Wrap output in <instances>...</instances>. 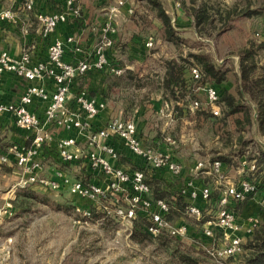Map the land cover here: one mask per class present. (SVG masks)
I'll list each match as a JSON object with an SVG mask.
<instances>
[{"label":"built area","instance_id":"obj_1","mask_svg":"<svg viewBox=\"0 0 264 264\" xmlns=\"http://www.w3.org/2000/svg\"><path fill=\"white\" fill-rule=\"evenodd\" d=\"M133 0H115L107 11L105 21L100 27L99 40L92 55L85 56L76 61H69L65 54L69 48L83 53V48L78 38L69 36L62 40L53 39L47 50V58L34 60L31 51L23 50L20 56H15L6 50L0 52V85L5 72H13L27 80L49 79L54 83V90H49L45 85H30L21 96L19 102H5L2 99L0 86V114L9 112L14 116L18 128L31 133L30 145L12 143L7 152L0 156L3 163H11L19 171L20 177L14 187H26L34 184L53 190H68L82 198L98 202L101 199H113L118 201L119 196L128 200L127 208H119V215L133 220L140 211H146L151 218L148 232L157 237L164 233L173 237H187L190 226L186 222H172L168 218L169 204L163 199H154L151 186L147 182V173L140 168L127 170L118 165L120 152L109 139L120 138L124 144L150 169L168 170L173 176H180L183 172V164L177 159L174 147L178 145L177 138L171 134H165L164 147L145 145L138 134L136 116L129 118H116L107 126L95 129L91 119L97 117L106 107V102L92 96L86 89H81L75 96L80 110L71 108L69 100L72 99V87L77 78L94 70L111 69L116 74H122L124 69L112 65L109 58V49L114 45V34L117 32L115 16L124 7L129 13L134 12ZM24 6L33 10L35 0H24ZM81 16V7L78 0H65V8L51 13H39L37 18L41 24V35L47 39L63 23L72 17ZM14 10L0 3V20H13ZM148 47L154 46V40L150 38L146 43ZM194 79L202 77L198 66L190 68ZM204 90L209 103L212 105L214 115L220 114L219 91L213 85H205ZM39 99L45 104V116L42 119L29 105ZM202 101L195 99L192 104L194 110L202 105ZM168 107V105H166ZM164 109V108H163ZM138 110L136 109L137 113ZM162 114L164 111L162 110ZM50 125L63 126L67 130L74 131L76 135L85 134L87 145L81 147L77 136L60 137L56 140L59 157L62 161L86 162L88 168L101 176V182L95 180H83L73 178L57 169L53 177L44 174L45 165L41 160V151L48 142L54 141V135L48 129ZM208 167V173L214 175L221 185V194L218 199V207L215 215L207 221L203 233L206 237H214V229L223 234L224 242L213 249L210 254L217 259L234 257L243 251L244 237L239 233L244 230L246 234H252L259 226L257 218H249L247 223L240 221L234 210V202H244L258 193L259 186L252 175L239 176L233 180L222 170V162L214 160L206 164L204 161L197 163V169ZM243 168L256 171V163L243 161ZM15 189V188H14ZM16 190V189H15ZM14 190V191H15ZM212 188L206 184H197L194 179L185 185L184 193L190 198L187 206L189 214L201 219L206 208L212 202ZM264 207V198L261 201ZM79 211L81 208L78 206ZM86 213L90 212L84 209Z\"/></svg>","mask_w":264,"mask_h":264},{"label":"crops","instance_id":"obj_2","mask_svg":"<svg viewBox=\"0 0 264 264\" xmlns=\"http://www.w3.org/2000/svg\"><path fill=\"white\" fill-rule=\"evenodd\" d=\"M8 4H2L3 6L10 7L14 10L15 18L13 20H0V52L3 50L8 51L12 55L20 56L23 50H29L32 53L33 59L44 60L47 58V50L49 43L56 38L66 39L69 36H75L78 38L82 45L83 53L76 52L69 48L65 54V58L69 61H76L84 56L92 55L95 46L99 40L100 27L105 21L106 11L108 7L114 3L115 0H78L80 7L82 8V16L79 19H73L66 23L61 24L50 38H43L41 35V24L37 18V15L41 12L51 13L61 11L65 8V0H35L34 9L29 11L24 6V0H7ZM218 2L221 5H231L235 0H195L192 3L191 0H163V6L167 14L171 17V22L174 28L180 33L183 42L181 45L175 44L165 38L164 26L162 19L157 15L153 5L147 0H133L134 12L129 13L127 8L124 7L115 16V24L117 26V32L114 34V45L109 49V58L112 65L122 67L124 72L122 74H116L112 72H99L90 71L86 75L77 79L76 83L72 87V99L69 100L71 108L80 110V106L75 100V96L81 89H86L92 96L104 100L106 107L101 113L91 119V123L95 129L102 128L108 125V123L116 118H129L135 115L138 134L145 144L153 147H164L162 142L163 137L167 134L169 124L167 120H171L172 124L170 131L172 130L173 137L180 139L181 142L186 141L187 135L190 137L194 136L191 129L188 133L182 130L180 123L191 116V119L195 124L197 121V115L192 113L187 103L189 99L193 98V95H202V92L206 94L204 87L197 89L194 94L186 95L181 99H175L169 96L164 88L161 86L163 76L166 71V61L169 59H177L179 62L181 58H187L190 52L206 51L208 44H211L214 40H219L225 33H229L236 29L240 21L252 24H261L260 27L264 26V19L252 16L245 19H238L231 21V27L227 30L213 31L209 36H201L197 32L195 27V15L192 11L193 8H200L204 2L213 3ZM136 5V6H135ZM259 23H256L258 22ZM251 24V25H252ZM220 23H218V28ZM152 38L154 40V46L149 48L147 46L148 40ZM264 40V36L262 37ZM177 48L180 50L177 54ZM187 49V50H186ZM185 50L186 54H183ZM152 52V54H151ZM137 54L140 57L144 56L141 61L145 63L150 60L152 56L164 57V55H170L164 60H158L155 64L157 68L149 67L147 72V66L137 64ZM131 56L132 59L129 58ZM146 56L148 58L146 59ZM146 59V60H145ZM192 60V59H190ZM137 64V65H136ZM147 65V64H145ZM159 67V68H158ZM189 66L187 68L186 76L190 78L191 72ZM130 72V73H129ZM235 72L239 78V64L236 65ZM148 73V74H147ZM145 74H147L145 76ZM133 75L134 78H130ZM156 79L159 88V95L142 96L136 95L139 89L145 87V80ZM190 80V79H189ZM45 85L49 90H54V83L49 79L39 80H27L23 77L16 75L13 72H5L1 78V90L2 99L5 102H19L21 96L30 85ZM235 86V79L229 77L228 80L224 81L219 85L221 92L232 90ZM245 98L256 108L255 103L250 101L246 96ZM207 103V104H206ZM186 104V105H185ZM204 109H211L212 105L207 99L203 100ZM165 105H168L167 113L162 114V109ZM29 108L35 110L38 115L44 119L45 104L39 99H35ZM136 109L138 110L137 113ZM220 115V114H219ZM170 122V123H171ZM180 122V123H179ZM257 114H254V126L257 127ZM203 123V122H202ZM193 126V125H192ZM211 127V125H210ZM196 128V127H193ZM48 129L54 135V141L48 142L43 150L41 151V160L45 165L44 174L53 177L55 170L60 169L64 173L72 176L73 178L83 180H95L101 182V176L94 174L86 162H64L59 157L58 149L56 146V140L60 137L66 136H77L78 144L81 147L88 146L85 134L76 135L74 131L67 130L63 126L50 125ZM197 129V128H196ZM191 131V132H190ZM232 141L229 144L226 142L225 136L221 130H216L211 127L210 144L203 141L201 144L202 151L200 153L194 152L193 147L187 148V144L181 145L178 150L176 149V157L183 164V172L178 179H171L165 175L164 179H160L161 174L158 170L150 169L145 165L144 161L136 156L118 137H112L109 141L114 144L120 152V160L118 165L127 169L134 170V168H146L147 175L158 176L161 183L166 190L175 194L183 189L189 180L194 179L197 184L210 183L214 185V175L208 173V167L203 169H197L196 165L202 161L199 155L204 158L206 164L213 162L216 156L226 154L232 159V164L229 165L226 162H222V170L224 172H235V176L248 175V169L243 168V161L246 160V156L238 154V137L240 132L236 131L233 127ZM264 136V134H262ZM32 141L31 133L17 127L14 116L9 112H3L0 114V155L5 154L12 143H19L24 145H30ZM180 143V142H179ZM198 143V142H197ZM211 143L217 145L216 148H211ZM194 144V143H193ZM195 145V144H194ZM206 146L205 149L203 146ZM264 148V143L261 142ZM195 148L198 146H194ZM210 148V149H209ZM192 152H186V150ZM212 149V150H211ZM250 149V148H249ZM256 155L253 161H256L261 155L259 150L254 149ZM258 157V158H257ZM239 164L241 167L237 170L234 169L233 163ZM252 161V162H253ZM9 167H12L13 172L16 173L15 177L19 178V171L11 163H7ZM260 173V172H259ZM200 174L198 177L197 175ZM233 174V173H232ZM262 174V171H261ZM196 177V178H195ZM215 194H221V191L217 192L213 190ZM70 192V191H69ZM73 198L81 202L82 197L73 194ZM75 196V197H74ZM16 195H11V199H14ZM264 198V188H261L258 194L254 197L247 199L244 202H240L238 205L234 203V210L240 221L247 223V220L251 217L257 218L259 222L264 221V207L261 205V201ZM215 203L211 204V207L215 211ZM210 208V206H209ZM10 211V210H9ZM12 211V210H11ZM138 215H147L146 211H140ZM207 218V217H206ZM198 221V220H197ZM207 222V221H206ZM205 222V223H206ZM206 225V224H205ZM244 239H247L248 234L244 230L239 232ZM192 237H195L194 235ZM208 239V238H207ZM222 243L219 245L221 246ZM214 249L216 247H213Z\"/></svg>","mask_w":264,"mask_h":264},{"label":"rangeland","instance_id":"obj_3","mask_svg":"<svg viewBox=\"0 0 264 264\" xmlns=\"http://www.w3.org/2000/svg\"><path fill=\"white\" fill-rule=\"evenodd\" d=\"M257 1L261 5L262 0ZM237 26L236 29L225 33L221 39L214 40L211 44L204 42L208 44V53L213 59L218 64L232 70L229 75L231 79H235L232 91L236 89L238 79L235 69L236 65L240 64L238 55L240 50L248 44L250 39L260 43L264 36V26L254 28L243 21H240ZM178 51L180 50L177 48L176 53ZM183 54H186L185 50ZM131 56H129L130 59H132ZM136 56V60H139L137 64L143 63L141 60L144 56L140 57L139 54ZM168 56L170 55L152 56L142 65L147 66L148 72L149 67L156 69V62ZM257 60L260 70H264V49L259 50ZM154 62L156 65H153ZM208 83L212 85L210 81ZM144 85L145 87L136 92L137 96L159 95L160 85L156 79L145 80ZM205 97L206 94L203 92L201 96L198 93L194 95V98H190L187 103L188 109L196 114L197 109L192 108L193 101L195 99L203 101ZM167 109L165 105L162 109L164 114H168ZM254 114H258L256 110ZM184 119L181 123L179 122L183 127L182 130L185 133H188L190 129L191 131L194 129L193 133L197 132L192 137L187 135L186 141L183 142L180 141L181 137L180 139L178 137V145L174 147L175 153L176 149L178 150L181 145L187 143V148H191L190 145H192L193 153H200L203 141L209 144L211 142L209 139V136L211 137L210 120L201 123L195 119L194 124L190 120L191 116ZM167 122L169 124L167 132L172 134V130L170 131L172 122L171 120ZM242 133L247 142L243 144L240 151L247 150L245 156L253 159L251 156H256L254 149L260 151L264 136L254 125L249 126ZM203 147L205 149L206 146ZM216 147L217 145L211 143V148ZM192 151L186 150V152ZM199 157L201 158L199 160H205L201 155ZM241 164V162L236 163L234 169L241 167ZM12 169L7 163L0 161V264H182L178 257L181 255L194 256L201 264H228L231 260V257L217 259L210 254L213 247H218L224 242L223 234L214 229V237L203 239L202 234H204L203 230L207 222L197 221L187 211L174 216L177 218L174 223L181 221L190 226L187 237L178 238L164 233L160 236L169 242L168 245L158 240L160 236H151L139 243L133 239V228L138 215L135 219L129 220L118 213L119 208L128 206V200L124 196H119L118 201L109 198L94 201L89 208L79 205L81 208L79 211L77 209L79 201L75 200L68 190H53L38 184L14 187L19 178L15 177L16 173ZM227 174L233 180L239 178L234 175V171L227 172ZM18 176L20 177V174ZM197 176L199 177L200 174ZM259 176H262L261 172L258 174V179ZM218 182L214 179V185L210 183L206 185L220 192L221 185ZM12 194L16 195L14 199H11ZM17 198H20L18 208L14 202ZM215 208L217 209L216 206ZM84 209H87L90 214L86 213L87 211L84 212ZM216 209L214 211L211 206L206 208V221L215 215ZM193 235L195 237H192ZM245 241L246 239L244 243ZM230 262L229 264H236L235 261Z\"/></svg>","mask_w":264,"mask_h":264},{"label":"trees","instance_id":"obj_4","mask_svg":"<svg viewBox=\"0 0 264 264\" xmlns=\"http://www.w3.org/2000/svg\"><path fill=\"white\" fill-rule=\"evenodd\" d=\"M147 1L153 5L154 9L157 12V15L162 19L165 38L175 44L181 45V43L183 42L182 37L172 25L171 17L167 14L163 6V0ZM191 2L195 3V0H191ZM0 3L6 5V3L8 4V1L0 0ZM260 3L261 5L258 4L257 0H235L233 4L223 6L216 1L213 3L204 2L200 8L192 9L195 15V27L197 28V32L199 33V35L204 37L211 35L213 31H221L223 29L227 30L231 27V21L245 19L252 16L264 19V0H262ZM23 7L28 10L25 6ZM80 17H72L69 19V21L73 19H79ZM218 23H220L219 28ZM256 23H259V21ZM260 25L261 24H252V27L257 28ZM261 49H264V40L258 43L255 40L250 39L248 41V44L240 50L238 54L240 56V76L236 82V89L233 91L227 90L221 92L218 89L221 83L228 80V77L232 70L222 66L221 64H218L213 59L211 54L204 50L200 52H190L187 58H181L182 62H179L175 58L167 60L165 64L166 71L161 83L164 91L167 92L169 96H172L175 99H181L188 94H194L197 89L210 84L208 83L210 81L211 84L214 85L219 91L220 97L218 104L220 106V115H214V113L212 112V108L204 109V104L202 103L201 107H199L196 111L197 120L201 123H205L206 120H210L211 127L216 130H221L228 144L232 141L233 138V132L231 131V128L234 127L236 131H239L240 136L237 139L239 143L238 154L243 155V157L245 156V152L247 150H240L243 144L247 142V140L244 138L245 136L243 135L242 131L246 130L249 126L254 125L255 110L258 113L256 122L257 127L259 128L261 134H264V70H260L257 60L258 52ZM194 65L198 66L201 70L202 77L200 79H194L192 76L188 78L186 76L187 68ZM95 71L112 72L110 68L106 70ZM130 78H134L133 75H131ZM76 81L74 82V84L76 83ZM245 96L250 101L255 103L256 108L245 98ZM192 97L194 98V95ZM198 118L201 120H199ZM162 142H164L163 139ZM260 153V159L255 161L257 167L256 171L251 172L247 168L248 174H252L251 177H255V181L259 186L258 190L264 188V148L262 145ZM251 157L255 159L256 156ZM216 159L226 162L229 165L232 164V159L226 154L216 156ZM253 159L246 157V160L249 164L252 163ZM236 163L237 161H235L233 165L235 166ZM140 169H143L145 172L147 171L145 167ZM158 171H160L161 174H164L161 175V180L164 179L165 175H167L168 178L170 177L171 179L179 178V176H173L168 170L162 169ZM261 171L263 172L262 176H259L258 179V174ZM245 174L247 173H244V175ZM160 179L158 178V176L156 177L153 175H147V182L151 186L152 197L154 199H163L169 204L170 212L168 214V218L172 222H174L177 219L174 217L175 215L186 213L187 206L189 205L191 200L189 196L183 192V189H181L179 192H176L175 194L166 190ZM219 197V195L215 194L214 191H212L211 204L215 203V205H218ZM14 202L15 206L18 208V206L20 205V198H17L16 200H14ZM93 202L94 201H91L89 199L82 198L78 206L80 205L81 207L89 208L91 203ZM234 203H237L238 205L240 204V202ZM211 204H209V206H211ZM209 206L203 205V208H207ZM189 215L197 219L195 216L191 214ZM197 220H200L204 223L207 219L204 215L201 219ZM150 224V216L138 215V220L135 221L133 228V239L139 243H142L146 239L151 237L152 235L148 232V226ZM202 236H204V238L202 237L203 239H207L204 234H202ZM162 238L164 237L160 236L158 240L161 241V243H165L166 245H168L169 242L167 240H163ZM178 257L180 258V262L182 264H201L199 259L194 256L181 255ZM231 260L235 261L236 264H264V221L254 229L252 234L248 235L245 243L243 244V251L240 254L231 257ZM230 261L228 262V264L231 263Z\"/></svg>","mask_w":264,"mask_h":264}]
</instances>
